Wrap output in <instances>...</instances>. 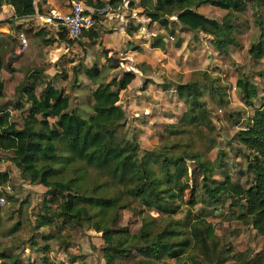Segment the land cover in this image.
<instances>
[{"label": "trees", "instance_id": "1", "mask_svg": "<svg viewBox=\"0 0 264 264\" xmlns=\"http://www.w3.org/2000/svg\"><path fill=\"white\" fill-rule=\"evenodd\" d=\"M87 2L99 9L124 4L131 10L140 8L139 13L149 25H159L171 38L177 36L174 23L181 27L180 31L202 32L212 37L213 46L226 57L230 56L232 46L240 44L235 21L251 8L260 35L250 46L249 54L257 62L264 59V0ZM0 3L12 5L15 19L36 13L35 0H0ZM204 5L225 10L226 14L221 19L212 18L198 11ZM94 15L98 19L99 14ZM241 26L249 27L246 22ZM141 27V23L135 24L133 20L127 32L134 36ZM36 35L47 36L43 29ZM83 36L94 43L101 35L95 25L84 31ZM165 38L163 34L156 35L152 46L165 47ZM56 40L68 45L78 39H70L60 25L58 38H46L45 42ZM182 43L178 37L175 45L181 47ZM134 49L142 51L141 46ZM4 68L14 72L0 56V101L5 98ZM81 72L97 81L102 68L97 64L91 67L80 64L76 75ZM201 75L206 83L219 81L206 71ZM136 76V72L124 70L110 81L98 83L91 92L90 111H86L80 106L72 107L66 89L47 81L44 69L39 67L26 73L16 86L15 100L1 102L0 153H11L10 160L23 178L47 189L34 230L54 225L60 229L88 226L102 233L101 249L106 264H171L168 260L180 264L189 261L224 264L227 259H234L233 264H264V252L251 257L247 252H234L231 245H221L216 227L208 219L227 205L231 210L238 209L233 212L238 219L248 220L264 234V96H259L260 88L246 74L236 81L245 105L254 110L242 120L231 118L241 125L232 141L239 145L236 152L243 151L247 162L246 169L240 171L246 180L241 182L230 174L228 151L219 150L214 161L208 157L215 145L212 137L207 139L204 150L196 147L194 138L183 142L187 135H195L194 128L201 129L202 141L203 128L214 129L211 110L203 98L206 86L200 79L175 84L177 96L186 109L170 129L162 132L161 145L144 149L137 136L128 137L124 133L127 113L121 103V92L129 88ZM213 89L220 103L226 105L229 100L225 88L219 85ZM9 106L24 112L22 127L12 120ZM232 141L228 147H233ZM9 178L7 172H0V188ZM1 190L3 194L7 192L5 188ZM124 209L141 215L155 212L164 218L158 222V216L148 213L137 232H131L117 225ZM20 227L21 222H17L11 232ZM39 235L44 244L37 246L34 241L33 245L42 254L40 261L21 262L18 255L8 254L6 264H54L49 258L48 242L55 235Z\"/></svg>", "mask_w": 264, "mask_h": 264}, {"label": "rangeland", "instance_id": "2", "mask_svg": "<svg viewBox=\"0 0 264 264\" xmlns=\"http://www.w3.org/2000/svg\"><path fill=\"white\" fill-rule=\"evenodd\" d=\"M66 1L59 0V4ZM83 1L88 4L87 0ZM101 1L108 3L110 0ZM109 7L108 15L102 11L98 12L96 26L102 28L101 38L94 43L83 34L77 41L68 45H63L60 41L46 44L43 38L36 37L33 43H29L31 35L23 31L24 25L27 24L25 22L21 29L17 28L19 23L13 24L10 34L1 30L0 56L4 62L10 64L14 72L11 73L7 68L2 71L5 98L0 104L15 100L16 86L24 79L26 73L40 67L45 70L44 77L47 81L66 89L71 97L72 107L80 106L90 111L91 92L98 83L110 81L112 77L129 69L136 72L137 76L131 86L121 92V103L127 113L123 131L128 137L137 136L144 149H152L161 145L162 132L170 129L186 109L183 100L177 96L175 84L200 79L206 86L203 98L211 110L214 129L204 127L202 141L199 136L201 129L194 128L192 131L195 135H187L183 142L194 138L196 147L204 150L207 139L212 137L215 145L208 157L214 161L219 150L228 151L226 160L230 174L235 180L244 182L246 177H243L240 171L246 169L247 162L243 151L236 152V149L240 148L239 145L232 141L241 126L236 121L234 123V120H242L254 110L245 105L242 90L236 86L237 79L243 74L249 75L260 88L259 96H264V59L257 62L249 54L250 46L260 35L254 20V9L249 8L235 21L238 25L236 38L240 44L232 46L230 56L226 57L213 46L212 37L202 32L180 31L181 27L174 23L177 36L171 39L170 34L159 25H149L145 16L137 13L141 9L131 10L124 5ZM198 11L217 19L226 14L225 10L211 5L201 6ZM131 20L141 23L143 27L136 33L133 42L128 43L126 34L120 29ZM245 22L249 25L248 28L241 26ZM45 28L51 33L52 39L59 34L60 25L48 23ZM22 31L28 42L27 46L20 37ZM158 34L166 36L163 48L152 46L153 38ZM178 37L183 40L181 47L175 45ZM133 45L141 46L142 51H135ZM16 49L19 55L14 56ZM80 64L87 67L97 64L102 68L101 77L93 81L82 72L76 75ZM111 65L113 67H110ZM204 71L214 78H219V81L214 84L206 83L201 75ZM163 85L169 86L168 89ZM219 85L225 88L227 93L229 102L226 105L220 103L219 97L213 91V86ZM9 109L12 120L22 127L24 112L14 109L13 106H9ZM230 141L233 147H228ZM10 156L9 152L0 153V172H7L10 177L9 181L1 186L10 188V191L5 193L6 202L0 208V264L9 263V259L5 257L8 254L18 255L21 262L40 261L42 254L36 248L45 242L40 233L55 235L48 242L49 258L54 264H106L101 249L104 244L102 233L88 226H67L60 229L58 225H54L34 230L36 215L43 210V202L47 198V189L25 180L20 169L10 160ZM55 207L56 205L53 206ZM233 212L237 213L238 209L231 210L226 205L208 217L216 227L220 244L231 245L234 252H247L251 257L258 256L264 252V234H260L248 220L238 219L237 214L233 215ZM148 213L158 216V222L164 218L163 214L158 215L155 212L141 215L124 209L120 212L117 225L137 232L143 217ZM17 222H21V227L11 232ZM34 241L38 243L37 246L33 245ZM168 261L171 264H180L175 260ZM233 262L234 259H227L224 264ZM189 264L192 263L189 261Z\"/></svg>", "mask_w": 264, "mask_h": 264}, {"label": "crops", "instance_id": "3", "mask_svg": "<svg viewBox=\"0 0 264 264\" xmlns=\"http://www.w3.org/2000/svg\"><path fill=\"white\" fill-rule=\"evenodd\" d=\"M68 1L69 0H67L66 2H61L59 4V0H35V2H36L35 3L36 4V13L33 14V15H31V16H28V17H25V18H19V19H15L14 18V8L12 7V5H9V4L5 3L4 4V12H2L1 20H0V25L3 24L0 27V31L1 30H5V31H7L8 34H10L11 33V28L10 27L13 24H18L19 23L18 25H21L22 26L24 24V22H25L27 24L24 25V29L25 30H23V31L24 32L26 31L27 33H29V35H31V39H30L31 41H29V43H33V40L35 39V37L36 38H43V41L45 42V39L46 38L47 39L48 38L49 39L51 38V33L49 32L48 29L45 28V27H48V23L56 24V25L59 26L58 21L51 17L50 10L51 9H56V10H59V11H62V12H66V11H68ZM124 7L128 9V7L125 4H124ZM109 12H110V10L108 12H106V14L108 15ZM137 13H139V12H137ZM6 20H8V21H6ZM9 21H12V22L11 23H8ZM131 21H133V20H131ZM4 22H6V23H4ZM134 23L137 24L138 22H135L134 21ZM128 24L125 27L121 26L120 31L121 32H124L126 34V37H127L126 39H127L128 43H132L133 40L135 39L136 33H135L134 36L129 35V33L127 32V26H128ZM37 26H38V28H37ZM40 29H43V32L47 35L46 37L45 36L36 35L37 31H39ZM101 29L102 28L99 29L100 30V35H101ZM23 31H22L21 34H24ZM24 38L26 40L25 34H24ZM55 38L56 39L58 38V34L55 35ZM100 38H101V36H100ZM100 38H99V40H100ZM26 42H27V40H26ZM54 42L59 43V40H56ZM27 45H28V42H27ZM134 46H136V45H133V48H134ZM19 48H20V46H19ZM18 53L19 52L16 49V53L14 54V56L19 55ZM44 72H45V70H44Z\"/></svg>", "mask_w": 264, "mask_h": 264}, {"label": "built area", "instance_id": "4", "mask_svg": "<svg viewBox=\"0 0 264 264\" xmlns=\"http://www.w3.org/2000/svg\"><path fill=\"white\" fill-rule=\"evenodd\" d=\"M4 4L5 3H0V20L2 12H4ZM109 10V6L99 9L87 4L83 0H69L68 11L62 12L56 9H51L50 15L58 21L59 25H62L66 29L70 39L77 40L82 36L84 31L91 29L97 24V19L94 14H98L99 11L106 13ZM20 37L23 40V44L26 46L27 42L24 38V34H21ZM5 190L9 192L10 188L5 187ZM5 202L6 195L3 194L1 190L0 208L5 204Z\"/></svg>", "mask_w": 264, "mask_h": 264}]
</instances>
